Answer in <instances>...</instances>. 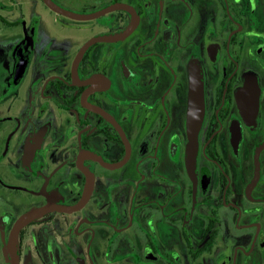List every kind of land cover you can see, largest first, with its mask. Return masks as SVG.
Returning a JSON list of instances; mask_svg holds the SVG:
<instances>
[{
  "label": "flooded vegetation",
  "instance_id": "flooded-vegetation-1",
  "mask_svg": "<svg viewBox=\"0 0 264 264\" xmlns=\"http://www.w3.org/2000/svg\"><path fill=\"white\" fill-rule=\"evenodd\" d=\"M50 1L0 5V264H264V0Z\"/></svg>",
  "mask_w": 264,
  "mask_h": 264
},
{
  "label": "rangeland",
  "instance_id": "rangeland-1",
  "mask_svg": "<svg viewBox=\"0 0 264 264\" xmlns=\"http://www.w3.org/2000/svg\"><path fill=\"white\" fill-rule=\"evenodd\" d=\"M16 1H21L23 8L25 9L26 3H28V0H16ZM4 4L5 5V0H0V5ZM30 7L27 6V9L24 10V12H29ZM1 11V8H0ZM19 12V7L16 5L14 7V13L10 14H4L0 12L3 16L9 17L7 20L15 19L19 17L18 15ZM21 38L20 35V30L17 27H8L5 26L2 22H0V65L3 66H11L12 65V58H13V53H14V47L10 42L13 41H19ZM4 41L6 43H4Z\"/></svg>",
  "mask_w": 264,
  "mask_h": 264
},
{
  "label": "water",
  "instance_id": "water-1",
  "mask_svg": "<svg viewBox=\"0 0 264 264\" xmlns=\"http://www.w3.org/2000/svg\"><path fill=\"white\" fill-rule=\"evenodd\" d=\"M46 4L56 10V11H59V12H62V13H66L64 10H62L61 8H59L57 5H55L53 2H51L50 0H45ZM39 214V210H36V211H32V212H28L26 214H24L19 220L18 222H16L15 226H14V229H13V232L10 236V240H9V244H8V251L12 254L13 253V250H14V245H15V236H14V233L16 231H18V229H20L25 223H27L26 221L36 217L37 215Z\"/></svg>",
  "mask_w": 264,
  "mask_h": 264
}]
</instances>
